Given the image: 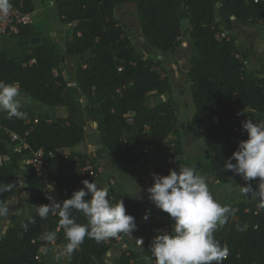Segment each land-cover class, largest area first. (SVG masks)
Returning a JSON list of instances; mask_svg holds the SVG:
<instances>
[{"label": "trees", "instance_id": "16d2710c", "mask_svg": "<svg viewBox=\"0 0 264 264\" xmlns=\"http://www.w3.org/2000/svg\"><path fill=\"white\" fill-rule=\"evenodd\" d=\"M22 1L24 11H33L32 0ZM51 1L57 24L70 27L62 45L50 40L21 61H13L0 51V81L17 83L21 94L37 107H22L26 113L23 119L9 118L0 111V152L9 153L6 132L18 135L28 146L20 154H11L8 165L0 170V188L13 186L10 191H0V203L15 201L19 206L34 207L52 201L62 203L83 187L82 181L95 182L100 174L92 161L73 151L85 135L87 117L91 118L100 146L113 160L128 166L142 162L147 155L157 156L150 187L154 174L167 176L170 169L179 171L185 166L197 174H211L220 186L231 185L242 177L224 165L238 143L247 139L242 129L244 111L264 116V77L248 73L247 55L234 38L220 36L215 8L220 5L239 22L264 26V0ZM124 3L135 5L141 36L156 50L173 52L182 35L188 37L192 55L185 77L194 110L190 125L206 144L204 163L191 164L184 159L175 107L166 97L171 85L164 69L159 61L144 57L135 48L113 16L116 6ZM181 14L187 15L183 27ZM35 32V24L22 26L18 38H28ZM262 49L264 52V40ZM83 56L72 78L82 98L78 103L69 92L61 66L65 58ZM42 108L64 111L52 116ZM128 113H133L130 124L125 119ZM171 136H175L172 141ZM38 150L57 154L46 158L44 178L37 176L31 166L21 164L30 152ZM169 158L173 163H168ZM20 169L35 187L23 189L16 185ZM258 183L259 178L249 180L248 186L257 190ZM121 199L126 214L133 216L138 225L141 206L129 194L110 190L111 202ZM227 208V219L214 232V239L228 250L222 264H264V203L257 207L254 202H243ZM72 216L79 224L88 223L80 212L73 210ZM59 220L58 211H53L43 219L35 213L12 222L0 238V264H46L42 252L52 244L68 252V264L133 263L135 255L129 250L114 259L106 258L112 244L126 238L124 234L102 242L86 236L77 249L69 252ZM160 226V220L153 222L144 237L143 251L149 264H155L150 247ZM51 231L57 234L55 241L41 239L42 234Z\"/></svg>", "mask_w": 264, "mask_h": 264}, {"label": "clouds", "instance_id": "9594fccd", "mask_svg": "<svg viewBox=\"0 0 264 264\" xmlns=\"http://www.w3.org/2000/svg\"><path fill=\"white\" fill-rule=\"evenodd\" d=\"M11 11V0H0V18L7 17ZM20 96L17 83L0 81V111L6 112L9 118L26 117L21 111ZM242 129L246 131L247 139L238 143L224 166L245 181L259 178L257 191L251 186L241 188L245 196L251 194L259 198V188L264 187V121L247 120ZM82 184L80 190L74 191L71 198L62 203L52 201L35 207V213L41 219L58 211L69 252L77 249L86 236L102 242L121 234L130 236L136 230L135 218L126 214L123 200H109L107 186L100 187L88 180ZM12 187L5 184L0 191H10ZM147 193L153 205L174 222L171 232L158 231L151 241L150 253L155 264H222L228 250L214 239V232L225 222L230 210L216 202L205 177L187 166L179 171L170 169L167 176L153 175V184ZM86 196L90 199L85 200ZM73 210L82 213L88 223H77L72 216ZM8 213L9 207L0 203V218H6ZM144 219L147 220L148 216L145 215ZM56 237V232L51 231L42 234L41 239L53 242ZM136 243L141 246L143 240L137 239Z\"/></svg>", "mask_w": 264, "mask_h": 264}, {"label": "rangeland", "instance_id": "374dc122", "mask_svg": "<svg viewBox=\"0 0 264 264\" xmlns=\"http://www.w3.org/2000/svg\"><path fill=\"white\" fill-rule=\"evenodd\" d=\"M40 1V0H39ZM45 10L41 11V8L38 6L34 11L36 16V21L41 17V13H45L47 21L52 22L50 24V29L48 30L50 35H53L56 43L62 45L70 27H56L53 22L54 14L51 10V6H47L44 8ZM218 8H215V13L217 17V21L220 25L221 32L225 37H232L236 40L240 41L245 46V50L248 51L250 58L247 62V71L249 73L255 75L256 77H264V52L262 49V44L264 40V26L262 25H250L244 22H239L234 18L223 14V12H219ZM113 16L118 20L121 27L125 31L126 35L130 38L132 44L135 48L143 54L146 58H151L154 61H159L164 69V76H166L171 85V91L166 96L173 103L175 109H177V136L186 142L185 150L186 152L192 156L194 160L196 156L204 157V145L203 140H198L197 135L195 134L196 130L190 125L189 118L191 114H193V106L190 99L189 86L187 84L185 73L188 70V61L192 55V49L189 44V40L187 35L184 33L180 39L179 45L173 52L162 53L155 48L146 44L144 39L141 36L136 16L135 5L132 3H124L116 6ZM185 21V18L182 19ZM35 21V24H36ZM52 25V27H51ZM241 44V45H242ZM239 47V45L236 43ZM240 49V47H239ZM84 61V56L79 57L74 60L71 58H65L64 63L61 66L62 73L65 75L67 79L69 92L73 91L74 88L70 85L72 83L73 73L75 68ZM71 94V93H70ZM72 96V95H71ZM73 97V96H72ZM165 99L164 97H162ZM32 109L34 106L31 107ZM41 111H48L47 108H42ZM62 110H57L56 112L60 114L63 113ZM250 112L246 113V117ZM63 115V114H61ZM54 116V115H53ZM89 117L86 120L87 129L91 132H94L93 125L91 126V121H89ZM199 136V135H198ZM201 137V136H199ZM98 136L94 132L89 136V141L87 142V146L93 149L97 148L96 144L98 143ZM175 139V136H171L169 138L170 141ZM115 167L109 169V174L111 177L116 178L117 175L120 174ZM16 185L23 189H29L31 187H35L30 181L26 182V174L23 169H20ZM116 192V191H115ZM15 202V201H13ZM24 207V206H23ZM142 211V210H141ZM32 212L22 211L20 215L16 218V220H20L22 218L26 219L27 216L31 215ZM8 219V216L5 220ZM15 220V221H16ZM137 231V230H135ZM144 234L134 231L126 236L123 240H117L114 244H112L111 249L115 256H118L120 253L124 251L134 252L135 258L132 261V264H142L139 262V259H144V264H149L148 257L145 255L143 251V244L139 246L136 243L137 239H142L144 243ZM66 250L62 247H59L55 244L48 249L47 252H42V257L45 260L46 264H68V252L66 254ZM107 259H114V256L109 252L106 256Z\"/></svg>", "mask_w": 264, "mask_h": 264}, {"label": "crops", "instance_id": "0c3cea01", "mask_svg": "<svg viewBox=\"0 0 264 264\" xmlns=\"http://www.w3.org/2000/svg\"><path fill=\"white\" fill-rule=\"evenodd\" d=\"M44 1L46 2L51 0H40V1L32 0L34 5L33 11H35L36 7L38 8V6L41 8V11L45 10L44 8L45 7L47 8L48 5L47 6L44 5ZM217 8L218 10H221L219 12H223V14H226L220 5H217ZM43 12L41 13V17L37 19L35 24L37 32H35L34 34H32L31 36L25 39H19L18 37L0 38V51H2L8 58H10L13 61H21L25 57L30 55V53L35 49H37L38 47L48 45L50 40L55 41L53 35H50L48 33L52 20L51 18H49L50 21H47ZM53 20L56 27L58 28L61 27L57 24L56 17H54ZM32 39H37L38 43H32L31 42ZM236 43L239 45L240 50L247 55V61H249V59L251 58L248 51L245 50V46L242 43H240V41L238 40H236ZM246 66H247V62H246ZM186 82L187 84H189L187 80ZM71 87L74 88L72 92L70 91L71 95L73 96V99H75L78 103H81L82 98L80 96L78 89L74 86L73 83H71L70 88ZM20 99H21L22 107L31 108L32 106H34L33 109H37L36 105L30 102L23 94H21ZM47 110L51 114L55 115L58 109L56 110V109L47 108ZM248 111L249 110L244 111L245 121L247 120H251L252 122L264 121V116L254 111H249L250 114L248 115V117H246V113ZM192 115L193 114H191V117ZM191 117L189 118V121ZM89 121H91V118L89 119ZM195 132L198 140H203L202 137H199L200 136L199 132L197 130ZM91 134H94V132L89 131L87 129V126H85V135L81 140V142L76 147L73 148V151L87 155L94 164V167L97 169V171L100 174L99 178L94 183H96L100 187L107 186L110 190L116 191L118 193H127L132 197V199L136 203H138L141 206L140 208L142 209V211L140 212L139 215V223L136 228L137 231H134V234L138 232L144 234L145 236L150 225L158 220L162 222V226L172 228L174 226L173 220L166 213L156 208L148 198L147 189L150 188L149 177L151 172L157 165V160H158L157 156L150 155V158H146L140 163L125 166L122 165L120 162L113 160L110 156H108L100 146L99 142L96 144L97 148L99 149H93L87 146L86 144L89 141V136ZM203 145L205 148L203 153L205 155L206 144L204 141H203ZM185 146H186V142L182 140L183 157L185 160H187L191 164H194L196 162H200V163L205 162V158L199 156H196V158L193 160L192 156L186 152ZM112 167H115L117 170H119L118 172H120V174L117 175L116 178L111 177L109 174V169H111ZM89 169H91V166H89ZM200 175L205 177V179L208 182L210 193L212 194L216 202H218L222 206L227 207V206H235L243 202H254L257 205V207H259L261 204L264 203V189L259 190L260 193L259 198L256 195L251 196V194H246L245 196L241 188L247 187L248 181H245L243 177H241L238 181H236L231 185L220 186L218 185L217 181L211 174H200ZM26 182H28V180H26ZM253 191H257V190H253ZM5 206L9 207V213L7 220H5V218H2L0 221V238L7 230L8 226L16 220V218L20 215V213L23 210L27 211L28 213L32 212L31 215L27 216V218H31L32 216H34L36 212L34 206L23 207V206H19L16 202L13 201L7 202ZM145 215L148 216L147 220L144 219ZM20 220H24V218ZM141 260L143 259H139L140 263Z\"/></svg>", "mask_w": 264, "mask_h": 264}, {"label": "built area", "instance_id": "2783aa9c", "mask_svg": "<svg viewBox=\"0 0 264 264\" xmlns=\"http://www.w3.org/2000/svg\"><path fill=\"white\" fill-rule=\"evenodd\" d=\"M12 11L7 17L0 18V38H13L18 37L19 28L22 26L31 27L35 24L36 13L34 11H24L22 0H11ZM49 6H53V1H49ZM221 37H225L222 32ZM33 60L30 61V63ZM133 113H128L125 115L127 123H132ZM9 139V153L0 152V170L8 165L11 158V154H20L28 149V146L23 142V140L16 134L12 132H6ZM146 152V151H145ZM57 154L54 151L45 153L43 150H38L36 152H30L28 157L23 159L22 165H29L34 170L35 174L39 177H46L45 167L47 165L46 158H53ZM168 163H173L172 159H168ZM89 170V166L86 167ZM169 227L160 226L158 231H168ZM114 258L116 257L112 249L109 251Z\"/></svg>", "mask_w": 264, "mask_h": 264}, {"label": "water", "instance_id": "95a60500", "mask_svg": "<svg viewBox=\"0 0 264 264\" xmlns=\"http://www.w3.org/2000/svg\"><path fill=\"white\" fill-rule=\"evenodd\" d=\"M187 17V15L186 14H181L180 15V18H186ZM180 25L183 27L184 26V21L182 20L181 22H180ZM32 43H38V40L37 39H32V41H31ZM175 112H177V109H175ZM52 116H53V114H51ZM96 141H98L99 142V140H97L96 139ZM207 153V150H205V154ZM146 158H150V155H147V157ZM16 182H17V180H16ZM140 210V212H141V208L139 209ZM141 263L142 264H144L145 263V260L143 259V260H141Z\"/></svg>", "mask_w": 264, "mask_h": 264}]
</instances>
